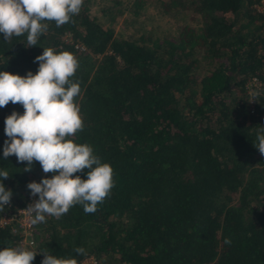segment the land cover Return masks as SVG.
<instances>
[{"label":"trees","instance_id":"trees-1","mask_svg":"<svg viewBox=\"0 0 264 264\" xmlns=\"http://www.w3.org/2000/svg\"><path fill=\"white\" fill-rule=\"evenodd\" d=\"M154 1L186 23L173 34L150 28L128 37L113 31V19L140 15L148 0L101 5L105 21L92 12L96 1L84 0L74 22L46 21L35 46L26 35L5 41L0 33V71L35 73L43 47L75 55L84 128L73 140L90 144L114 171L110 196L95 213L75 205L35 225L33 251L78 264L90 254L93 264H264V155L253 145L264 125V2ZM252 76L262 96L249 111L245 82ZM12 111L24 108H0V170L10 175L0 180L12 191L7 213L25 204L29 182L53 175L39 162L24 171L26 162L3 158ZM17 235L0 225V249ZM42 259L38 252L32 264Z\"/></svg>","mask_w":264,"mask_h":264},{"label":"clouds","instance_id":"clouds-1","mask_svg":"<svg viewBox=\"0 0 264 264\" xmlns=\"http://www.w3.org/2000/svg\"><path fill=\"white\" fill-rule=\"evenodd\" d=\"M83 4L84 0H0V33L5 41L26 35L28 47L35 46L48 30L46 21H54L57 27L74 22L71 18L79 14ZM43 48L34 60L39 62L35 73L28 71L21 76L0 71V108L9 102L24 108L22 114L12 111L5 118L3 158L14 155L18 162H26L24 171H30L36 161L43 173L53 174L27 184L30 195L38 196L26 208L31 225L46 222V216L59 218L75 205L82 206L85 213H95L114 187L112 166L102 162L90 144L73 140L84 128L76 102L80 82L72 79L79 67L77 58L68 50ZM261 96L259 90L253 91L249 102H259ZM253 145L264 155V125L257 129ZM85 169L86 179L74 175ZM9 176L8 171L0 170V178ZM11 197V189L0 180V212ZM224 243L230 245L231 239L225 238ZM74 251L86 255L83 247ZM38 252L43 253L41 264H78L75 257H57L23 245L0 249V264H32Z\"/></svg>","mask_w":264,"mask_h":264},{"label":"rangeland","instance_id":"rangeland-1","mask_svg":"<svg viewBox=\"0 0 264 264\" xmlns=\"http://www.w3.org/2000/svg\"><path fill=\"white\" fill-rule=\"evenodd\" d=\"M96 2L92 4L91 9L94 14L97 15V17L105 21L107 20V16H103L98 8L101 5L114 3V1H117L115 3L117 7H124L127 5L131 0H95ZM144 6V8L141 10L140 15L136 16H129L127 17V13L124 11L121 14H117L116 17L113 19L111 25L113 28V31L115 33H124L128 37H135L136 33L139 31H142L143 29H150L154 28L158 34H173L176 33L186 22L185 18L181 15H178L176 17L170 16L167 14H162L159 10V8L156 6L154 0H148ZM115 12V9L113 10V14ZM198 69V70H197ZM196 69L197 74H201L205 71V65L204 63H200V66ZM94 257V256H93ZM84 264H91L90 262L84 263Z\"/></svg>","mask_w":264,"mask_h":264},{"label":"built area","instance_id":"built-area-1","mask_svg":"<svg viewBox=\"0 0 264 264\" xmlns=\"http://www.w3.org/2000/svg\"><path fill=\"white\" fill-rule=\"evenodd\" d=\"M260 1L264 2V0H260ZM259 85H260V81L255 76H252L245 82V88L247 93L249 94L248 96L249 111H253V105L255 102V100L249 102V100L251 99V94L254 91V89L258 90ZM35 199H38V196L33 197L29 193L25 201V204L23 206L13 210L11 209V211L8 213L7 212L0 213V225L2 226L8 225L12 231L18 234L17 239L13 243V246L23 245L25 247L30 248L31 250L35 249L36 246L35 225H31L30 217L26 210L27 206ZM87 262H90L91 264L95 262V259L91 254L84 256V258L81 261L82 264Z\"/></svg>","mask_w":264,"mask_h":264}]
</instances>
